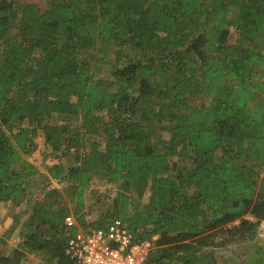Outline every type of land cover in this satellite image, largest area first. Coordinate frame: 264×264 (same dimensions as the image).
<instances>
[{
    "label": "trees",
    "instance_id": "trees-1",
    "mask_svg": "<svg viewBox=\"0 0 264 264\" xmlns=\"http://www.w3.org/2000/svg\"><path fill=\"white\" fill-rule=\"evenodd\" d=\"M39 135L56 158L45 173L27 159ZM263 161L264 0H0V202L43 185L0 264H75L77 228L115 218L153 243L144 264H220L219 233L254 241L245 264H264ZM97 181L112 209L88 222Z\"/></svg>",
    "mask_w": 264,
    "mask_h": 264
},
{
    "label": "rangeland",
    "instance_id": "rangeland-1",
    "mask_svg": "<svg viewBox=\"0 0 264 264\" xmlns=\"http://www.w3.org/2000/svg\"><path fill=\"white\" fill-rule=\"evenodd\" d=\"M25 2H32L37 4L40 8L46 7V0H21ZM116 48V44L114 42L105 41L103 39L98 38L95 50L93 53H99V49L107 50L106 57L110 58L113 55V51ZM107 73V68L104 67L101 71L97 73V78L105 76ZM203 99H195L194 103L199 105ZM76 122H73L75 124ZM166 135V134H165ZM37 148L35 151L27 157L29 161L35 164L41 172L46 171V167L50 166L52 163L56 161V158L52 157L49 153V149L44 141L42 135H39L36 138ZM62 163L65 166L72 165L74 163L73 151L70 152L67 156L61 159ZM261 173V167H260ZM263 176L264 174H260ZM39 179L38 177H34L31 180V186L28 188L30 200L29 202L24 201L20 205L15 206L9 202H0V250L4 253H8L13 247H16L19 242H21L22 237L19 234V228L21 222L28 216L31 211V205L33 200L42 193L43 185L36 181ZM261 182V179L258 181ZM64 184L58 182L56 180H51V186H56L58 188L62 187ZM92 189H96L95 193L87 190L85 192V206L84 213L86 221H93L100 217V215L106 211H110L112 209L111 206V198L101 197V201L96 200V196L98 193H103V191H107L106 193H114V186L105 185L101 181L95 182L94 185L91 186ZM19 215L18 224L14 225V216ZM255 218V217H254ZM239 222V219L236 222L229 223L227 226L230 227L232 225H236ZM260 224V223H259ZM259 226L257 231H259ZM83 228H89L90 226H82ZM11 230L9 236H6V231ZM230 235V236H229ZM219 233L214 241L215 243H221L220 245L214 246L216 260L220 264H245L246 260L251 256L252 248L251 244L254 241H247L243 239L241 236H231L229 233ZM258 244L264 246V239L260 236H257ZM153 244V243H152ZM257 244V245H258ZM44 253L42 252H34L28 253L22 258V264H43L44 263Z\"/></svg>",
    "mask_w": 264,
    "mask_h": 264
},
{
    "label": "built area",
    "instance_id": "built-area-1",
    "mask_svg": "<svg viewBox=\"0 0 264 264\" xmlns=\"http://www.w3.org/2000/svg\"><path fill=\"white\" fill-rule=\"evenodd\" d=\"M264 174V161L261 164ZM245 219L255 221L251 214ZM67 225L76 224L72 215L65 218ZM259 236L264 239V221L259 224ZM153 248L149 240H136L122 221L115 218L105 228H83L66 243L65 253L75 264H144Z\"/></svg>",
    "mask_w": 264,
    "mask_h": 264
}]
</instances>
